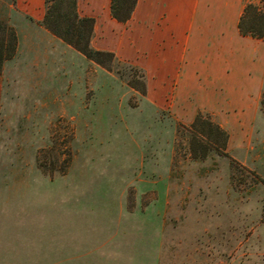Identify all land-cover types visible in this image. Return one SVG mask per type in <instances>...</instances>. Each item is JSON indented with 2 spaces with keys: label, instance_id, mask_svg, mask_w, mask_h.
Instances as JSON below:
<instances>
[{
  "label": "rangeland",
  "instance_id": "obj_1",
  "mask_svg": "<svg viewBox=\"0 0 264 264\" xmlns=\"http://www.w3.org/2000/svg\"><path fill=\"white\" fill-rule=\"evenodd\" d=\"M24 10L0 0L19 41L0 72V254L264 264V113L228 130L229 157L194 160L188 125L142 94V71L86 60Z\"/></svg>",
  "mask_w": 264,
  "mask_h": 264
},
{
  "label": "crops",
  "instance_id": "obj_2",
  "mask_svg": "<svg viewBox=\"0 0 264 264\" xmlns=\"http://www.w3.org/2000/svg\"><path fill=\"white\" fill-rule=\"evenodd\" d=\"M111 1L78 0V12L95 19V50L113 53L143 72L147 98L170 103L172 114L187 127L203 112L224 130L250 128L261 111L264 41L239 33L245 0H138L127 23L112 18ZM18 4L40 31L59 39L41 25L45 0H18ZM2 81L0 77V97ZM229 134L227 151L235 143ZM33 252L24 257L0 254V264L43 262V255Z\"/></svg>",
  "mask_w": 264,
  "mask_h": 264
},
{
  "label": "trees",
  "instance_id": "obj_3",
  "mask_svg": "<svg viewBox=\"0 0 264 264\" xmlns=\"http://www.w3.org/2000/svg\"><path fill=\"white\" fill-rule=\"evenodd\" d=\"M138 0H112L110 13L113 19L127 23L137 6ZM45 17L41 25L51 34L72 47L87 60L111 71L117 59L113 53L95 50L92 47L95 19L81 17L78 0H45ZM243 37L264 41V0L246 2L238 23ZM18 36L12 27L0 21V72L5 61L12 59L18 49ZM135 79L129 81L134 86ZM142 94H146V82L142 83ZM264 113V91L260 102ZM190 133L189 146L194 160H205L211 153L229 157L227 147L230 134L212 120L209 114L199 112L194 123L185 128Z\"/></svg>",
  "mask_w": 264,
  "mask_h": 264
}]
</instances>
